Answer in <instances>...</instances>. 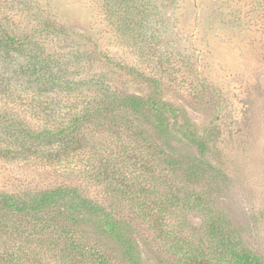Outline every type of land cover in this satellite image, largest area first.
I'll return each mask as SVG.
<instances>
[{
  "label": "rangeland",
  "instance_id": "rangeland-1",
  "mask_svg": "<svg viewBox=\"0 0 264 264\" xmlns=\"http://www.w3.org/2000/svg\"><path fill=\"white\" fill-rule=\"evenodd\" d=\"M5 32L15 45H0L2 119L61 127L88 96L115 90L142 97L152 114L97 106L80 121L78 146L0 155V192L79 186L127 223L139 264H238L244 251L264 263V0H0ZM39 70L64 75L39 87ZM162 120L204 136L218 175L173 171L171 154L191 158L183 140L165 139ZM89 164L122 185L86 176ZM4 223L14 231L19 217ZM30 228L0 229V258L98 264L65 250L56 228L39 237ZM89 235L110 264H133L111 237Z\"/></svg>",
  "mask_w": 264,
  "mask_h": 264
},
{
  "label": "trees",
  "instance_id": "trees-1",
  "mask_svg": "<svg viewBox=\"0 0 264 264\" xmlns=\"http://www.w3.org/2000/svg\"><path fill=\"white\" fill-rule=\"evenodd\" d=\"M10 34L9 32H5L0 35V45H6L7 51L10 50V46L13 47L15 45L9 42ZM12 41L16 43V38H12ZM38 73L40 76L33 74L32 80L36 79L39 87L42 84L51 83L56 86V82L60 81L59 78L62 79L64 75L59 74V72L54 73L53 70L46 73L39 70ZM151 99L153 100V98ZM97 106H100L98 109L103 108L104 110H113L116 106H121L130 108L135 114L146 113L148 116L152 114L151 111L149 113L144 111L145 102L142 97L137 95L123 96L118 90H115L112 92L105 91V93L99 94L96 99L88 96L83 106L73 112L71 118L68 117V120L66 118L61 127L49 125L41 129L34 128L25 121L17 123L14 120L12 121L11 118L2 119L0 116V124L1 122L4 123L3 129L0 130V139L2 138L4 143H11L10 146H5L0 142V155L6 154L9 156L8 153L20 154V152L32 151L33 149L45 150L46 146L43 144L45 141L48 143L55 142L59 145V148L70 149L74 145L78 146L77 143L80 142V121L90 120L94 113L93 109ZM159 108H156L155 115H157V112L161 113ZM172 112H175L174 108ZM161 122V133L164 134L165 139H167V134L170 133L171 140H183L184 144L187 145L186 147L191 158V160H187L185 157L177 156V159L175 155L171 154L169 163L173 171L177 172L178 169H181L187 177L194 179H198L201 176L204 177L208 173L218 175V169L216 170L214 165L210 161H207L206 151L208 145L204 136L190 129L186 124H182L179 128L172 121L171 125H168L166 120H162ZM49 151L52 152V150ZM90 166L93 167L92 164H89V168L84 172L87 173L86 176H90L94 181H108L111 188L118 184L122 185L123 180L119 177L115 178V173L106 169L94 173V167L91 169ZM140 205H145V209L148 207L146 203H140ZM17 217H19L20 224H17L13 228L15 230L12 231L4 223V218L15 219ZM52 227L56 228V231L68 236V249L66 247L65 250L80 253L83 261L89 257H96L95 261L98 264H110L109 259L107 260V252L102 249L98 240L94 241L91 239L90 233L111 237L123 247L125 255L133 264H139L141 261L137 244L133 237L130 236L131 232L127 229V223L116 218L107 209L105 204L84 194L79 186L61 185L48 189H37L28 193L25 192L24 194L0 192L1 230L10 235L17 234L23 236L27 232V229L30 228L28 233L39 237L41 236L42 229ZM235 257L238 264H264L260 258L249 251L236 253ZM20 258L21 256L18 253L4 255L0 258V264H15ZM202 260L206 262L205 264H209L208 260L204 258ZM198 261L197 256H192L188 262H190L189 264H199Z\"/></svg>",
  "mask_w": 264,
  "mask_h": 264
}]
</instances>
